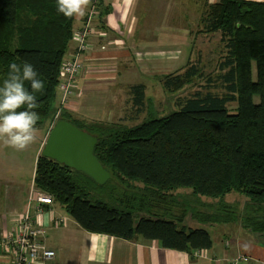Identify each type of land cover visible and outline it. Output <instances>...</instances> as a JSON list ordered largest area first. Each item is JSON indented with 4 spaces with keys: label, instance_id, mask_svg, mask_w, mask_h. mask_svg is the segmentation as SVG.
<instances>
[{
    "label": "trees",
    "instance_id": "16d2710c",
    "mask_svg": "<svg viewBox=\"0 0 264 264\" xmlns=\"http://www.w3.org/2000/svg\"><path fill=\"white\" fill-rule=\"evenodd\" d=\"M73 23L74 16L58 12L57 0H0V85L10 63H30L44 82L36 93V128L65 120L93 135L94 156L110 174L98 186L40 153L34 188L94 234L141 238L193 255L212 240L207 230L184 224L190 217L208 227L238 222L264 240V2L205 3L195 37L218 35L217 46L207 52L193 46L181 71L159 79L175 110L156 116L147 108L132 126L82 122L67 112L55 119ZM130 96L138 120L144 86L131 87ZM180 190L199 197L191 210ZM229 194L243 197L241 211L224 201ZM203 197L214 203H202Z\"/></svg>",
    "mask_w": 264,
    "mask_h": 264
},
{
    "label": "crops",
    "instance_id": "0c3cea01",
    "mask_svg": "<svg viewBox=\"0 0 264 264\" xmlns=\"http://www.w3.org/2000/svg\"><path fill=\"white\" fill-rule=\"evenodd\" d=\"M218 1L91 0L84 17L74 16L73 33L89 28L88 46L78 57L82 67L72 80V95L61 112L82 122L126 124L137 118L136 108L128 107L130 88L142 85L145 106L138 117L145 118L147 95L154 88L147 81L159 82L162 76L181 71L198 40H210L205 35L195 37V31L205 3ZM76 48L77 42L72 40L64 62L74 58ZM66 81L62 75L60 83ZM56 100L55 111L60 108L58 89ZM54 124H46L38 154ZM38 154L28 185H10L9 180L4 186L0 183V241L15 234L27 212L35 226L44 227L43 243L55 252L52 260L39 264H264V240L238 222L213 226L211 247L190 255L141 238L127 241L87 232L54 202L41 205L38 212L39 204L34 201L38 191L33 186ZM13 253L12 248L0 247V264H12Z\"/></svg>",
    "mask_w": 264,
    "mask_h": 264
},
{
    "label": "clouds",
    "instance_id": "9594fccd",
    "mask_svg": "<svg viewBox=\"0 0 264 264\" xmlns=\"http://www.w3.org/2000/svg\"><path fill=\"white\" fill-rule=\"evenodd\" d=\"M91 0H57V10L65 17H84ZM74 39L82 43L78 34ZM34 67L24 62L9 64L6 78L0 85V140L16 150H24L37 138L40 119L34 111L39 107L36 93H43L44 82ZM29 83V88L25 87ZM26 106V107H25ZM24 110H19V109Z\"/></svg>",
    "mask_w": 264,
    "mask_h": 264
},
{
    "label": "rangeland",
    "instance_id": "374dc122",
    "mask_svg": "<svg viewBox=\"0 0 264 264\" xmlns=\"http://www.w3.org/2000/svg\"><path fill=\"white\" fill-rule=\"evenodd\" d=\"M253 1L264 2V0H253ZM218 38H219L218 35L213 36L211 41H207L206 37L200 38L197 43L198 44L197 48H200L204 52L214 49L217 46ZM206 41L207 43H205ZM252 77H253V80L256 79V68L254 64H253V70H252ZM147 85H151L154 87L152 88L153 89L152 94L147 95V106L149 110L158 112L156 113V116L167 115L171 111L175 110L173 106V99L172 98L168 99L167 94L163 92L159 82L147 81ZM56 102L57 100H55V103L53 104V106L56 104ZM132 103L133 102L131 99V102L128 107L130 106L131 108L134 107ZM144 119L145 118H141L139 120L128 121L125 125H129V126L136 125V124L141 123ZM47 127L48 126L46 124L41 126V128L38 129L36 140L24 150L18 151L10 146L5 145L3 141L0 140V183L2 184V186H4L7 183V180L11 181L10 185L19 184L21 182H23L26 185L30 183L31 167L33 169L34 157H35V154H38L40 150L41 139L43 138L47 130ZM179 193L187 197V205H190V207H188V209L190 210L192 209L193 202L195 201V203H198L200 200L199 197H193L190 191L188 190H180ZM188 194L191 196L189 197ZM201 201L204 204L214 203L212 200L207 199L205 197H203ZM224 201L230 204H237L235 205V208L237 207L236 209L238 211H241V208L243 205L242 203L244 199L243 197H240L236 194H229L225 197ZM239 204H242V205L239 207ZM199 210L200 212L205 211L206 207L201 205ZM184 224L191 228L205 229L209 232L210 235H212L211 232H212L213 227H208L203 224H199L197 222H192L190 220V217L186 218Z\"/></svg>",
    "mask_w": 264,
    "mask_h": 264
},
{
    "label": "built area",
    "instance_id": "2783aa9c",
    "mask_svg": "<svg viewBox=\"0 0 264 264\" xmlns=\"http://www.w3.org/2000/svg\"><path fill=\"white\" fill-rule=\"evenodd\" d=\"M89 28L85 26L84 29L73 33L72 40L77 42V48L75 50V56L72 60L63 62L61 67V76L64 75L67 78L66 82L59 83L58 90L61 92L60 108L56 110L55 119H57L61 113V107L67 104L70 96L72 95V80L79 73L82 65L78 60V57L83 53L88 46L86 37ZM82 37V43L74 39L75 35ZM32 197V195L30 194ZM39 205L37 211H42L41 205H51V198L37 193L34 198ZM60 222L62 220L58 219ZM46 237V231L42 226H35L33 220L27 212L23 214L15 234L0 241V247H7L13 249L12 264H39L47 262L55 257V252L45 246L43 240ZM243 261L247 259L243 258ZM236 264V263H235Z\"/></svg>",
    "mask_w": 264,
    "mask_h": 264
},
{
    "label": "water",
    "instance_id": "95a60500",
    "mask_svg": "<svg viewBox=\"0 0 264 264\" xmlns=\"http://www.w3.org/2000/svg\"><path fill=\"white\" fill-rule=\"evenodd\" d=\"M96 137L65 120L51 128L41 155L81 173L98 186L104 185L110 174L94 156Z\"/></svg>",
    "mask_w": 264,
    "mask_h": 264
}]
</instances>
